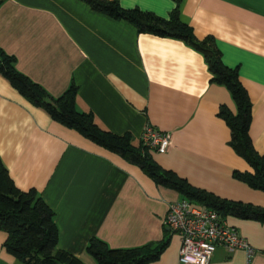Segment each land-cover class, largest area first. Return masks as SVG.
<instances>
[{
    "label": "crops",
    "instance_id": "0c3cea01",
    "mask_svg": "<svg viewBox=\"0 0 264 264\" xmlns=\"http://www.w3.org/2000/svg\"><path fill=\"white\" fill-rule=\"evenodd\" d=\"M168 17L180 8L199 39L211 37L223 61L237 67L252 101L249 133L264 154V0H119ZM0 47L16 66L59 97L75 84L77 108L100 128L142 145L147 123L172 133L165 152L146 147L161 167L221 197L264 207V190L235 176L252 166L230 145L222 105L237 111L230 89L213 81L201 52L184 39L139 31L126 18L86 0H0ZM0 158L15 184L35 189L54 211L58 246L86 264L92 237L112 248L150 245L145 264H183L181 236L165 218L188 198L140 164L55 120L0 73ZM190 199V198H189ZM255 251L218 245L209 264H264V221L225 216ZM0 264H24L6 250Z\"/></svg>",
    "mask_w": 264,
    "mask_h": 264
},
{
    "label": "trees",
    "instance_id": "16d2710c",
    "mask_svg": "<svg viewBox=\"0 0 264 264\" xmlns=\"http://www.w3.org/2000/svg\"><path fill=\"white\" fill-rule=\"evenodd\" d=\"M95 9L116 18H126L139 31L159 36L184 39L201 52L212 73V80L225 84L235 100L237 111L222 105L219 115L231 129L230 145L252 166V171L236 169V177L250 186L264 190V154L254 147L249 128L252 120V101L239 77L237 67L227 65L211 37L199 39L191 25L181 17L176 7L165 17L139 7L126 8L119 0H86ZM0 73L9 79L23 95L45 108L51 116L69 127L79 130L98 144L119 151L140 164L155 180L175 187L186 197L215 208L225 217L234 215L264 221V207L250 202L221 197L211 191L196 187L174 171L161 167L147 151V146L134 145L130 134L119 135L104 130L95 122L91 112L77 108L75 84L65 93L54 97L39 83L20 71L14 55L0 47ZM53 209L35 190L19 188L0 158V229L7 232L4 246L24 264H86L73 253L58 246L59 230ZM87 251L98 264H145L156 259L161 248L150 245L134 248H112L105 241L92 237Z\"/></svg>",
    "mask_w": 264,
    "mask_h": 264
},
{
    "label": "built area",
    "instance_id": "2783aa9c",
    "mask_svg": "<svg viewBox=\"0 0 264 264\" xmlns=\"http://www.w3.org/2000/svg\"><path fill=\"white\" fill-rule=\"evenodd\" d=\"M141 139L143 145L165 152L172 143V133L147 123ZM165 224L181 236L179 260L183 264H209L218 245L244 247L249 255L255 251L219 211L193 199L172 201Z\"/></svg>",
    "mask_w": 264,
    "mask_h": 264
}]
</instances>
